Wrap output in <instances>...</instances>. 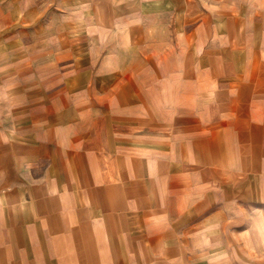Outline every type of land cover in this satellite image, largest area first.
I'll return each instance as SVG.
<instances>
[{"label": "crops", "instance_id": "0c3cea01", "mask_svg": "<svg viewBox=\"0 0 264 264\" xmlns=\"http://www.w3.org/2000/svg\"><path fill=\"white\" fill-rule=\"evenodd\" d=\"M0 264H264V0H0Z\"/></svg>", "mask_w": 264, "mask_h": 264}]
</instances>
